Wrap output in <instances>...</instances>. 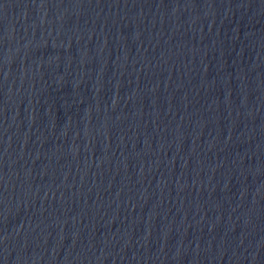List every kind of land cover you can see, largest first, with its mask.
Wrapping results in <instances>:
<instances>
[{"label": "water", "instance_id": "1", "mask_svg": "<svg viewBox=\"0 0 264 264\" xmlns=\"http://www.w3.org/2000/svg\"><path fill=\"white\" fill-rule=\"evenodd\" d=\"M0 264H264V0H0Z\"/></svg>", "mask_w": 264, "mask_h": 264}]
</instances>
